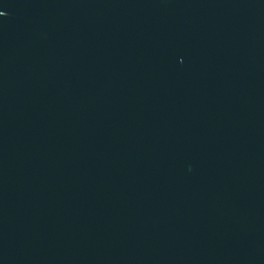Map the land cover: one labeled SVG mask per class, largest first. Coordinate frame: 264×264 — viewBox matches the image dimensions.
Segmentation results:
<instances>
[{
    "label": "water",
    "instance_id": "95a60500",
    "mask_svg": "<svg viewBox=\"0 0 264 264\" xmlns=\"http://www.w3.org/2000/svg\"><path fill=\"white\" fill-rule=\"evenodd\" d=\"M0 13V264H264V0Z\"/></svg>",
    "mask_w": 264,
    "mask_h": 264
},
{
    "label": "clouds",
    "instance_id": "9594fccd",
    "mask_svg": "<svg viewBox=\"0 0 264 264\" xmlns=\"http://www.w3.org/2000/svg\"><path fill=\"white\" fill-rule=\"evenodd\" d=\"M0 15H4V13H0Z\"/></svg>",
    "mask_w": 264,
    "mask_h": 264
}]
</instances>
